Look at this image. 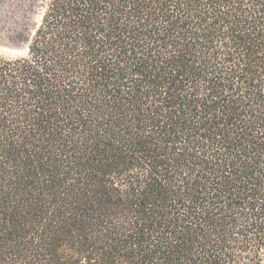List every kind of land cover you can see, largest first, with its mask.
<instances>
[{
	"label": "trees",
	"instance_id": "obj_1",
	"mask_svg": "<svg viewBox=\"0 0 264 264\" xmlns=\"http://www.w3.org/2000/svg\"><path fill=\"white\" fill-rule=\"evenodd\" d=\"M35 1L0 264H264V0Z\"/></svg>",
	"mask_w": 264,
	"mask_h": 264
},
{
	"label": "rangeland",
	"instance_id": "obj_2",
	"mask_svg": "<svg viewBox=\"0 0 264 264\" xmlns=\"http://www.w3.org/2000/svg\"><path fill=\"white\" fill-rule=\"evenodd\" d=\"M40 12L35 0H0V56L14 57L26 52L20 40L40 23Z\"/></svg>",
	"mask_w": 264,
	"mask_h": 264
}]
</instances>
